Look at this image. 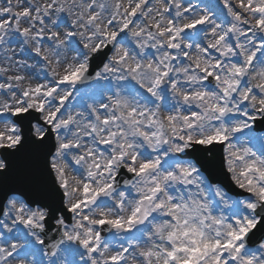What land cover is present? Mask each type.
<instances>
[{"label":"snow or ice","instance_id":"1","mask_svg":"<svg viewBox=\"0 0 264 264\" xmlns=\"http://www.w3.org/2000/svg\"><path fill=\"white\" fill-rule=\"evenodd\" d=\"M220 3L0 5V264H264V0Z\"/></svg>","mask_w":264,"mask_h":264},{"label":"rangeland","instance_id":"2","mask_svg":"<svg viewBox=\"0 0 264 264\" xmlns=\"http://www.w3.org/2000/svg\"><path fill=\"white\" fill-rule=\"evenodd\" d=\"M5 2H6V0H0V5H2ZM233 2H235V0H233ZM13 3H15V0H13ZM151 3L154 5L155 0H151ZM182 3L185 6H187L189 3H191L194 7L197 8V11L202 10L203 4H205V3H211L213 5L218 4L219 9L223 10L225 15H226V9H223V5H222V3H220V0H182ZM174 12H175V9L173 8V14H174ZM185 15L194 17L196 15V13L195 12L186 13ZM63 30L64 29L61 28V31H63ZM202 39H203V37H202ZM206 43H207V41L205 40L204 41L205 46H206ZM233 43H235V41H233ZM47 46H48L47 44H44V47H47ZM8 47L11 49H14L16 51V53H17V55L15 57L16 59H25L28 56L33 57L32 59H28L27 62L29 64H34L36 66L32 69L33 74L31 75V78L25 81V85L31 84L34 86L36 83H44L47 80H51V77L47 74V70L44 68V62H41L40 64L37 65L36 62L39 58L35 57V54L31 52L30 48L25 53H20V50H19L20 46L18 43L9 45ZM133 47H134V45H133ZM147 51L152 52L154 54V50H147ZM69 55H74V53H69ZM2 56H3V47L0 46V57H2ZM0 66H3L2 61H0ZM10 74H12V73H10ZM20 74H26V73L21 71ZM4 79H6V77H0V82H3ZM169 100H170V97H169ZM170 102H171V100H170ZM73 104L79 105L80 104L79 98H70V100L67 102L66 107H68V109L70 111H73V112L82 110V108L79 106L72 107ZM69 160H71V156H69ZM1 218H3V217H1ZM7 222L9 224H11V220H8ZM19 227L22 229L23 226H19ZM5 235H8V234L5 233Z\"/></svg>","mask_w":264,"mask_h":264},{"label":"water","instance_id":"3","mask_svg":"<svg viewBox=\"0 0 264 264\" xmlns=\"http://www.w3.org/2000/svg\"><path fill=\"white\" fill-rule=\"evenodd\" d=\"M92 63H93V67L90 69V71L94 72L96 70L95 65L98 63V61H93ZM219 155L222 158L221 149H220ZM206 175H207V173H206ZM212 178H213L214 182H218L221 185H223L224 187L225 186H230L229 183H228L227 175H226L225 171L222 170L219 165L212 170ZM9 186L10 187H15V188H20L22 190L26 189V185L24 183H22V182L14 181Z\"/></svg>","mask_w":264,"mask_h":264}]
</instances>
